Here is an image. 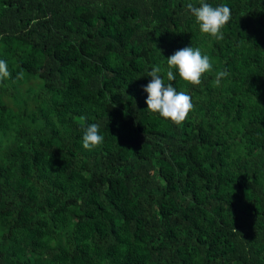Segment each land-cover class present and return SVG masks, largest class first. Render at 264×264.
Segmentation results:
<instances>
[{
    "label": "trees",
    "instance_id": "obj_1",
    "mask_svg": "<svg viewBox=\"0 0 264 264\" xmlns=\"http://www.w3.org/2000/svg\"><path fill=\"white\" fill-rule=\"evenodd\" d=\"M205 2L222 40L200 0H0V264H264V0ZM187 46L213 68L176 125L144 87Z\"/></svg>",
    "mask_w": 264,
    "mask_h": 264
},
{
    "label": "clouds",
    "instance_id": "obj_2",
    "mask_svg": "<svg viewBox=\"0 0 264 264\" xmlns=\"http://www.w3.org/2000/svg\"><path fill=\"white\" fill-rule=\"evenodd\" d=\"M187 10L195 18L196 24L202 34L211 36L215 40L223 39L222 29L231 20V9L225 4L213 6L200 0L199 6L192 3L187 4ZM167 82L161 75L162 68L154 66L148 71L150 82L144 87L148 94L146 99L147 110L158 113L163 119L170 120L176 125H182L193 110L191 96L185 91H178L173 85L177 74L179 79L188 85H200L205 73L211 72L213 65L208 55L202 54L200 48L187 46L175 51L167 57ZM226 71H218L216 74V85L220 84L222 78L226 77ZM7 62L0 59V82L9 78ZM23 77V72L17 74V79ZM105 137L100 134V125L91 123L84 127L82 146L86 150H93L104 143Z\"/></svg>",
    "mask_w": 264,
    "mask_h": 264
}]
</instances>
